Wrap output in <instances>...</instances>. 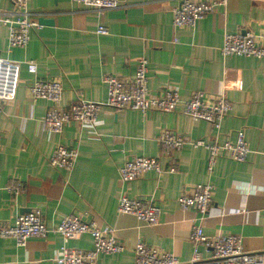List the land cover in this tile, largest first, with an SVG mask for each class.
<instances>
[{"label": "crops", "instance_id": "obj_1", "mask_svg": "<svg viewBox=\"0 0 264 264\" xmlns=\"http://www.w3.org/2000/svg\"><path fill=\"white\" fill-rule=\"evenodd\" d=\"M179 2L121 0L118 8L98 11L71 0H30L31 12L53 24L32 31L24 49L9 50L8 28L0 24L1 55L22 65L16 99L3 104L0 116V222L13 224L40 208L49 228L72 214L110 226L125 250L102 255L97 264H134L138 241L190 262V235L200 223L208 236H240L247 252L264 249V59L221 54L226 33L264 36V0H229L194 28L176 29L173 10ZM12 9L9 1L0 0V13ZM100 26L108 34H99ZM140 59L148 61L153 96L171 86L179 89L182 100L203 92L211 101V96L225 92L233 111L221 130L216 132L208 122L184 114L180 105L175 112L147 115L104 109L96 136L77 122L61 134L38 132L51 104L32 101L30 87L35 80L59 79L64 106L79 99L104 102L106 76L132 77ZM31 61L38 66L36 74L28 71ZM166 130L183 135L188 143L219 144L234 141L243 130L251 153L244 163L221 156L211 174L209 152L203 147L187 144L166 156L159 142ZM58 144L78 146L79 158L71 172L49 163ZM135 157L158 158L164 169L174 163L177 172L151 171L124 186L119 169ZM208 183L214 192L207 217L201 220L194 210L183 212L179 197L193 186ZM19 185V192L10 190ZM123 193L160 207L159 223L151 226L120 214L118 200ZM63 245V237L53 232L30 239L25 247L0 239V264H58L54 259ZM66 245L89 251L94 242L83 235ZM210 256L202 250L204 259Z\"/></svg>", "mask_w": 264, "mask_h": 264}, {"label": "built area", "instance_id": "obj_2", "mask_svg": "<svg viewBox=\"0 0 264 264\" xmlns=\"http://www.w3.org/2000/svg\"><path fill=\"white\" fill-rule=\"evenodd\" d=\"M13 9L9 13H0V24L8 28V48H27L31 41L32 31L42 28L41 14L30 10V0H7ZM229 0H180L173 10L174 28H194L206 16L213 14L218 8L225 7ZM73 3L98 11L112 10L120 7L121 0H71ZM98 33L108 34L107 28L100 26ZM264 36L257 37L250 33L224 35L221 54L223 57H248L264 59ZM22 65L5 58L0 53V116L3 114V104L16 99L21 76ZM28 71L36 74L38 66L35 62L27 64ZM108 90L104 102H94L79 99L75 103L62 104L64 88L59 79L34 81L30 87V96L36 103L45 100L51 104L45 117L38 123V132L61 134L71 122H77L81 128L87 129L93 136L98 135V128L103 124L100 113L110 110L121 113L128 110L140 111L147 115L152 111L164 113L175 112L180 105L184 114L194 120H202L212 125L216 132L222 128L224 120L233 111V105L225 92L211 96L197 92L187 100H182L177 87H166L162 94L153 96L149 89L148 61L140 59L135 74L129 78L106 76L104 79ZM33 108V106H32ZM160 145L166 156L171 157L175 151L190 144L194 148L203 147L209 152L208 171L212 174L218 159L225 156L238 163L247 161L251 150L245 131L239 130L234 141L224 144L196 141L188 143L187 139L176 132L164 131L159 137ZM78 146L58 144L50 157L52 167L71 172L78 161ZM158 174L177 172V166L172 163L164 169L158 158L135 157L126 160L119 169L122 185H128L148 172ZM17 188L10 190L19 192ZM214 186L210 183L199 184L190 188L178 199L179 208L185 212L194 210L204 220L212 203ZM118 212L135 216L138 220L155 226L159 223L161 209L153 202H142L123 193L118 200ZM51 232L63 237L64 245L57 251L54 261L58 264H97L102 255H114L125 250L116 235V230L110 226L99 225L94 220H85L82 216L72 214L65 217L55 228H49L40 208H35L11 224L0 222V239L14 240L19 247H25L33 238H46ZM83 235H89L94 242L92 250L71 249L66 244ZM193 245V258L183 263L172 253L160 252L138 241L135 247L134 264H264V249L257 252H247L242 238L235 235L208 236L202 224L193 227L190 235ZM202 250L210 253L207 259L202 257Z\"/></svg>", "mask_w": 264, "mask_h": 264}, {"label": "water", "instance_id": "obj_3", "mask_svg": "<svg viewBox=\"0 0 264 264\" xmlns=\"http://www.w3.org/2000/svg\"><path fill=\"white\" fill-rule=\"evenodd\" d=\"M40 24H42V25L53 24V20H46L44 18H41L40 19Z\"/></svg>", "mask_w": 264, "mask_h": 264}]
</instances>
